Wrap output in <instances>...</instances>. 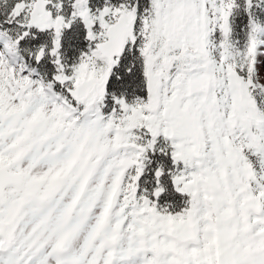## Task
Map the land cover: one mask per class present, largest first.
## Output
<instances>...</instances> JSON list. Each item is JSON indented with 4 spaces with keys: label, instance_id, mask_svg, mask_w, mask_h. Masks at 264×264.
<instances>
[{
    "label": "snow or ice",
    "instance_id": "1",
    "mask_svg": "<svg viewBox=\"0 0 264 264\" xmlns=\"http://www.w3.org/2000/svg\"><path fill=\"white\" fill-rule=\"evenodd\" d=\"M0 264H264V0H0Z\"/></svg>",
    "mask_w": 264,
    "mask_h": 264
}]
</instances>
